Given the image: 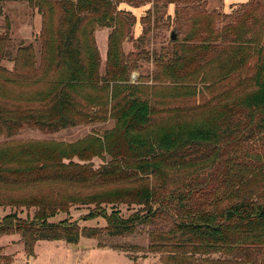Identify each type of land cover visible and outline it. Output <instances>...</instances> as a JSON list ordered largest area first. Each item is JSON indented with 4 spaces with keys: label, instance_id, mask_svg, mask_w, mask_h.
Returning a JSON list of instances; mask_svg holds the SVG:
<instances>
[{
    "label": "trees",
    "instance_id": "16d2710c",
    "mask_svg": "<svg viewBox=\"0 0 264 264\" xmlns=\"http://www.w3.org/2000/svg\"><path fill=\"white\" fill-rule=\"evenodd\" d=\"M199 1L55 0L61 9L56 30L55 68L64 71V79L51 88V94L42 95L43 108L7 112L0 108V130L7 137H12L26 126L48 132L77 126L80 124L77 115H83L80 110L83 102L92 101L89 96L83 97L85 88H99L101 84L108 88L113 81L127 80L130 66L122 45L126 39L134 40L131 35L137 23L134 11L149 4L158 9L160 3L163 6L179 3L194 6ZM35 3L41 8L46 0H35ZM251 3L245 5L246 9L250 8L244 15L246 17L239 18L223 29L216 28V20L220 15L215 11H199L198 15L190 16L188 22L191 30L186 34V40H200V44L181 45L180 51H174L171 63L166 67L169 77L182 81L187 72L201 73L200 81L206 82L205 70L210 62L202 61L218 53V56L226 55L232 50L235 51L216 69L213 83L228 80L245 67L252 58V48L243 45L246 36L240 24L243 19L254 15L256 8ZM124 5L126 8L121 7ZM150 13L149 9L148 15ZM179 13L177 9L176 20L179 19ZM142 21L146 23V17ZM97 28L111 30L105 78L100 75L102 59L95 39ZM148 31L144 27L139 42L145 40ZM230 36L234 38L229 40ZM216 49L220 52L214 51ZM254 55H257V61L251 79L253 91L235 105H226L219 116L204 119L199 124L170 126L160 137H147L153 123V110L149 101L138 96L132 86L113 85L111 99L107 103L110 104L109 114L115 120V127L105 137L110 162L96 169L92 161L101 157L94 151L87 155H76L81 161L87 162L85 164L73 162V156L62 157L57 158L55 164L43 165L39 171L20 175L21 183L25 184L60 182L95 185L97 188V191L86 196L57 193L34 198L25 205L35 208L34 219L30 222L16 220L14 226L22 234L27 250L32 253L34 243L43 240H63L70 245H77L81 237L95 238L103 231L113 237L129 235L139 226L157 223L165 217L172 220V229L153 235V241L170 243L177 250L167 257L173 264H197L194 257L202 253L226 254L237 251L242 253L247 262L252 260L254 253H263V189H234L230 197L235 196L238 201L224 210H219L218 206L211 203H197L193 189L186 193L178 188L167 191L172 174H181L186 167L205 162L204 156L199 155H207L209 151L208 157L217 158L223 143L231 141L235 144L243 137H253L258 132L264 134V45L258 46ZM2 56L0 44V58ZM91 119L93 116L85 113L86 122ZM236 119H241V122ZM63 158H69V164L59 162ZM3 165L0 161V184L18 182L14 179L16 171H8ZM120 183L130 187L117 185ZM112 184L119 187H111ZM75 204L93 205V212L85 220L102 217L106 220V227L80 229L76 222L50 224L46 221L60 212L69 211ZM119 205L137 206L139 210L124 218L116 210ZM107 206L112 207L111 213L104 208ZM11 229L12 221L6 226L1 224L0 236Z\"/></svg>",
    "mask_w": 264,
    "mask_h": 264
},
{
    "label": "rangeland",
    "instance_id": "374dc122",
    "mask_svg": "<svg viewBox=\"0 0 264 264\" xmlns=\"http://www.w3.org/2000/svg\"><path fill=\"white\" fill-rule=\"evenodd\" d=\"M250 1L256 11L240 24L246 36L243 45L252 48V58L245 67L228 80L213 83L216 69L235 51L232 50L226 55L218 56V53L202 61L210 62L205 70L206 82L200 81L201 73L187 72L182 81L169 77L166 67L171 63L174 51H180L181 45L200 44V40H186V34L191 30L188 22L190 16L198 15L199 11H215L220 15L216 20V28L223 29L239 18L246 17L244 15L250 8L246 9L245 5ZM234 6L225 10L224 0H200L194 6L184 3L163 6L160 3L158 9L149 4L135 10L137 23L131 33L134 40L126 39L122 45L130 66L127 80L113 81L108 88L102 87V84L99 88H85L83 97L89 96L92 101L83 102L80 109L83 115H77L80 124L56 132L26 126L12 137H7L0 130V161L6 170L16 171L14 179L18 181L0 184V225L6 226L12 221V229L0 236V264H173L167 257L177 250L170 243L153 241V235L172 229V220L165 217L157 223L139 226L129 235L113 237L103 231L95 238L81 237L77 245H70L63 240L38 241L30 253L22 234L14 226L16 220L30 222L34 219L35 208L25 205L34 198L57 193L86 196L97 191V188L95 185L60 182L25 184L21 183L20 175L39 171L43 165L55 164V160L62 157L73 156V162L85 164L87 162L81 161L76 155H87L94 151L101 157L92 161L96 169L110 162L105 137L113 131L115 120L110 117L107 100L111 99L112 86L115 84L132 86L138 96L149 101L153 110V123L147 137H160L170 126L199 124L204 119L219 116L226 105H235L253 91L251 79L257 61L254 53L258 46L264 45V0H249ZM121 7L126 8L125 5ZM149 9L151 13L148 15ZM177 9L180 13L176 20ZM0 10V44L3 49L0 58V108L6 112L43 108L42 95L51 94V88L65 76L63 70L55 68L56 30L61 9L55 0H46L41 8L35 0H0ZM144 17L146 23L142 21ZM144 27L149 31L145 40L139 42ZM172 32L178 35L176 41L171 40ZM110 33L111 30L106 28H97L95 33L102 59L100 75L103 78L107 75ZM233 38L230 36L229 40ZM214 51L220 52L217 49ZM85 113L92 115L93 119L86 122ZM220 149L219 157H208V151L207 155H199L204 156L205 162L186 167L181 174H172L167 191L178 188L186 193L193 189L197 203H211L218 206L219 210H224L238 201L235 196L230 197L234 189L264 190V134L258 132L253 137H243L235 144L231 141L223 143ZM59 162L67 165L70 160L63 158ZM117 185L130 187L128 184ZM111 187L119 186L112 184ZM94 208L93 205L75 204L69 211L60 212L46 221L50 224L76 222L80 229H104L106 220L102 217L85 220ZM104 208L108 213L112 212V207ZM116 210L120 211L122 217L128 218L139 207L119 205ZM194 258L197 264H264V250L261 254L254 253L248 262L237 251L226 254L202 253Z\"/></svg>",
    "mask_w": 264,
    "mask_h": 264
},
{
    "label": "crops",
    "instance_id": "0c3cea01",
    "mask_svg": "<svg viewBox=\"0 0 264 264\" xmlns=\"http://www.w3.org/2000/svg\"><path fill=\"white\" fill-rule=\"evenodd\" d=\"M226 0H224V9H230L231 7H235L234 5H242L247 3L249 0H230L228 3H225Z\"/></svg>",
    "mask_w": 264,
    "mask_h": 264
},
{
    "label": "water",
    "instance_id": "95a60500",
    "mask_svg": "<svg viewBox=\"0 0 264 264\" xmlns=\"http://www.w3.org/2000/svg\"><path fill=\"white\" fill-rule=\"evenodd\" d=\"M178 35L175 32H172L171 34V40L175 41L177 39Z\"/></svg>",
    "mask_w": 264,
    "mask_h": 264
}]
</instances>
